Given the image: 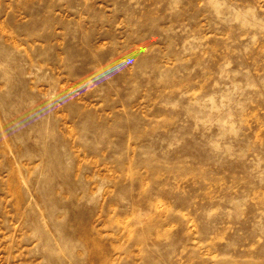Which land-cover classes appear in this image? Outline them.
<instances>
[{"label": "rangeland", "instance_id": "obj_1", "mask_svg": "<svg viewBox=\"0 0 264 264\" xmlns=\"http://www.w3.org/2000/svg\"><path fill=\"white\" fill-rule=\"evenodd\" d=\"M0 264H264V0H0Z\"/></svg>", "mask_w": 264, "mask_h": 264}]
</instances>
